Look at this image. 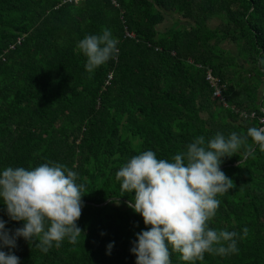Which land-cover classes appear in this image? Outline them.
<instances>
[{
  "label": "trees",
  "instance_id": "obj_1",
  "mask_svg": "<svg viewBox=\"0 0 264 264\" xmlns=\"http://www.w3.org/2000/svg\"><path fill=\"white\" fill-rule=\"evenodd\" d=\"M104 29L117 52L89 73L77 44ZM260 60L264 0H0V173L60 164L85 186L76 244L44 253L19 237L0 250L20 264H136V234L150 226L128 207L135 193L121 191L116 172L147 150L171 161L198 136L264 127ZM248 144L254 155L242 147L221 158L234 187L209 221L237 232L239 251L185 262L169 246L170 264H264V152ZM0 220L12 232L23 226L2 198Z\"/></svg>",
  "mask_w": 264,
  "mask_h": 264
},
{
  "label": "clouds",
  "instance_id": "obj_2",
  "mask_svg": "<svg viewBox=\"0 0 264 264\" xmlns=\"http://www.w3.org/2000/svg\"><path fill=\"white\" fill-rule=\"evenodd\" d=\"M117 40L111 31L87 35L77 44L86 57L85 69L94 72L117 52ZM264 65V60L259 61ZM264 152V127H249L246 134L222 133L205 141L198 136L186 152L171 161L157 159L147 150L133 156L117 172L121 191L135 193L128 207L142 216L149 230L137 233L131 249L136 264H170L169 246L185 262L203 261L205 253L226 256L239 251L238 233L209 227L221 201L217 199L234 187L233 181L220 169L223 157H231L242 147L243 155L254 153L248 144ZM77 173L64 165L45 163L34 169L8 167L0 173V198L12 221H23L14 232L5 229L0 220V249L16 247L17 238L34 242L47 253L67 239L76 244L82 230L77 226L81 216L83 184H77ZM134 201V202H133ZM242 229L240 239L247 237ZM112 244L108 245L109 250ZM0 264H20L11 251L0 250Z\"/></svg>",
  "mask_w": 264,
  "mask_h": 264
},
{
  "label": "rangeland",
  "instance_id": "obj_3",
  "mask_svg": "<svg viewBox=\"0 0 264 264\" xmlns=\"http://www.w3.org/2000/svg\"><path fill=\"white\" fill-rule=\"evenodd\" d=\"M219 23H220V22H219L218 20L210 21V25H211L212 27L217 26ZM171 24H172V23H171V21L169 20V18H166L165 21L159 26V28H160L161 30H163V29L169 27ZM130 36H131V35H130ZM224 42L226 43V41H224ZM224 46L227 47V48H230V49L233 51V53H234L235 55L238 56V59H239V60H242V58L238 55L237 45H236L235 43L230 42V43H227V44L224 45ZM210 78H211V75H210Z\"/></svg>",
  "mask_w": 264,
  "mask_h": 264
},
{
  "label": "built area",
  "instance_id": "obj_4",
  "mask_svg": "<svg viewBox=\"0 0 264 264\" xmlns=\"http://www.w3.org/2000/svg\"><path fill=\"white\" fill-rule=\"evenodd\" d=\"M214 86H215V96L221 97L222 96L221 90L222 87H224V85L214 84Z\"/></svg>",
  "mask_w": 264,
  "mask_h": 264
}]
</instances>
